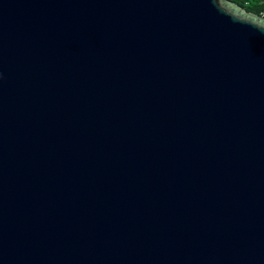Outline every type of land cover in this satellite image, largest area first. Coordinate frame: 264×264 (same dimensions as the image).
<instances>
[{"label": "water", "instance_id": "obj_1", "mask_svg": "<svg viewBox=\"0 0 264 264\" xmlns=\"http://www.w3.org/2000/svg\"><path fill=\"white\" fill-rule=\"evenodd\" d=\"M0 264H264V16L0 0Z\"/></svg>", "mask_w": 264, "mask_h": 264}, {"label": "trees", "instance_id": "obj_2", "mask_svg": "<svg viewBox=\"0 0 264 264\" xmlns=\"http://www.w3.org/2000/svg\"><path fill=\"white\" fill-rule=\"evenodd\" d=\"M248 12L256 15H264V0H230Z\"/></svg>", "mask_w": 264, "mask_h": 264}, {"label": "built area", "instance_id": "obj_3", "mask_svg": "<svg viewBox=\"0 0 264 264\" xmlns=\"http://www.w3.org/2000/svg\"><path fill=\"white\" fill-rule=\"evenodd\" d=\"M264 16V15H263Z\"/></svg>", "mask_w": 264, "mask_h": 264}]
</instances>
